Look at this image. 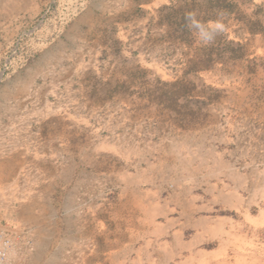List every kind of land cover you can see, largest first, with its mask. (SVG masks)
Here are the masks:
<instances>
[{"label":"rangeland","instance_id":"374dc122","mask_svg":"<svg viewBox=\"0 0 264 264\" xmlns=\"http://www.w3.org/2000/svg\"><path fill=\"white\" fill-rule=\"evenodd\" d=\"M14 1L0 187L46 207L0 204L8 263L264 264V0ZM150 205L170 212L147 224Z\"/></svg>","mask_w":264,"mask_h":264},{"label":"bare ground","instance_id":"6f19581e","mask_svg":"<svg viewBox=\"0 0 264 264\" xmlns=\"http://www.w3.org/2000/svg\"><path fill=\"white\" fill-rule=\"evenodd\" d=\"M14 1V0H13ZM14 2H16V4H17V6H18V2L17 1H14ZM9 67H11V68H13L14 67V58H13V56L12 57H10V65H9ZM3 74L1 73L0 74V79H2L3 78ZM24 84V83H23ZM25 85V84H24ZM19 87V86H18ZM28 87V86H27ZM30 87V86H29ZM28 87V88H29ZM25 88V87H24ZM23 87H22V89H24ZM26 90V89H25ZM50 107V106H49ZM79 118V117H78ZM79 120V119H78ZM84 120V119H83ZM81 122V121H80ZM79 123V122H78ZM89 125V124H88ZM79 126V125H78ZM110 143V142H109ZM101 146H100V149L104 152H106V151H108V152H113V151H115L114 149L116 148H114L113 146H111L110 144H108V143H106V142H104V143H102V144H100ZM117 146V145H116ZM42 149V148H41ZM95 149V148H94ZM38 150V149H37ZM64 150V149H63ZM60 151H62V150H60ZM52 152V151H51ZM53 152H54V150H53ZM14 154V153H13ZM39 154V153H38ZM42 154V153H41ZM94 154V153H93ZM3 155V154H2ZM1 156V155H0ZM8 157H10V155L8 156ZM51 160V159H50ZM9 162V165H11L13 162H15L16 160L13 158V157H11L9 160H8ZM22 161V160H21ZM21 161H19V162H21ZM48 162V161H47ZM55 162V161H54ZM26 163L27 162H23V163H19V167H20V169H22V171L24 170H26V171H28L27 172V174H26V176L27 177H29L28 179H34L33 178V176H32V174L30 173L31 171H30V168L28 169V167L27 166H25L26 165ZM34 163V162H33ZM31 164V163H30ZM41 165V164H40ZM53 165V164H52ZM32 167L34 168V166L32 165ZM46 167V166H45ZM224 167V165L223 164H221V163H219V170L220 169H222ZM6 168V167H5ZM35 168H36V166H35ZM10 169V168H9ZM39 170V169H38ZM8 171V170H7ZM40 172V171H39ZM218 172V171H217ZM48 174V173H47ZM54 174V173H53ZM63 174V173H62ZM25 175V174H24ZM41 175V174H40ZM54 175H56V173L54 174ZM53 175V176H54ZM59 175V174H58ZM60 176H61V174H60ZM64 176V175H63ZM127 176V175H126ZM35 177H37V175L35 176ZM57 177V176H56ZM62 177V176H61ZM235 177V176H234ZM24 178V177H23ZM45 178V177H44ZM48 178V177H47ZM58 178V177H57ZM242 178V177H241ZM126 179H128V180H130V177L128 176ZM243 179V178H242ZM36 181H37V179H36ZM58 181H59V179H58ZM241 181V180H240ZM33 182V181H32ZM35 182V181H34ZM33 182V183H34ZM39 182V181H38ZM55 183V182H54ZM57 183V182H56ZM127 183V182H126ZM244 183V182H243ZM243 183H241V184H243ZM25 184V183H24ZM27 185V184H26ZM51 185H52V183H51ZM28 186V185H27ZM50 186V185H49ZM48 187V186H47ZM21 190V189H20ZM20 190H18L16 187H14V186H12V185H4V186H1L0 187V204H2V206H4L5 208H7V209H9L10 208V204L12 203V202H17V201H19V202H21V203H27V206H25V207H28V209H39V210H44L45 209V207H46V204L44 203V202H42L41 200H42V198L41 197H36V198H38V199H34L35 201H36V203H34V204H32V206H31V204H29L28 205V202H29V194H26V195H24V194H22V192L20 191ZM40 190V189H39ZM23 191V190H22ZM41 192V191H40ZM49 192H50V190H49ZM52 192V191H51ZM35 193V192H34ZM48 193V192H47ZM38 194V193H37ZM137 194V193H136ZM145 194L146 195H142V198H144L145 199V201H148V203L149 204H152V203H154V201H156V199H158V195H160V194H158V193H153V194H150V192L149 193H146L145 192ZM34 195V194H33ZM45 195V194H44ZM239 195L238 194H235V195H232V196H230V197H228L227 199L225 198V201L224 202H226V203H230V204H234V202H237V204H239L238 206H236V207H239L240 205H241V199H239ZM223 198V197H222ZM46 199V198H45ZM159 200V199H158ZM223 200H224V198H223ZM160 203V202H159ZM191 204V207H192V203H190ZM10 211H11V209H9ZM168 209H167V206L165 207V208H157V207H154V206H149V209H148V211H147V221H146V223L147 224H154L155 223V219H156V217L158 218V216H167V213L169 214V212H166ZM22 212V211H21ZM3 215V214H2ZM53 215H54V213H53ZM192 212H191V214L189 215V217H192ZM11 216V215H10ZM146 217V216H145ZM204 223V222H203ZM203 223H201L200 225H198L197 223L196 224H193V226L194 227H197V226H204V224ZM157 226V225H156ZM172 226H173V224H172V222H170L169 224H168V226H165V227H163V226H161V225H158L157 226V228H156V230L154 231L155 232V234H156V236H161V235H163V234H167L169 231L168 230H170L171 228H172ZM152 228V227H151ZM42 230V229H41ZM50 232V231H49ZM56 232V231H55ZM31 233V232H30ZM31 234H33V233H31ZM175 239H176V241L178 242V243H181L182 242V234L180 233V234H175ZM88 238V237H87ZM40 239H42L41 237H39L37 240H36V243L37 244H39L40 243ZM90 239V238H89ZM89 239H88V243H89ZM87 240V239H86ZM85 241V240H84ZM94 242V241H93ZM202 242V239L201 238H199L198 236H196V237H194L188 244H184V246H183V248H185V249H192L194 246H197L198 244H200ZM43 243V242H42ZM70 243V242H69ZM91 243V242H90ZM78 244H80V243H78ZM1 245V244H0ZM4 245H5V247L4 246H1L0 247V264H9L8 263V252H7V243H4ZM48 245V244H47ZM81 245V244H80ZM86 245V244H85ZM70 246H72V245H70ZM83 246V245H82ZM81 246V247H82ZM91 246V245H90ZM50 247V246H49ZM89 247V246H88ZM195 248V247H194ZM45 249V248H44ZM75 249V248H74ZM80 250V249H79ZM76 251V250H75ZM77 252V251H76ZM80 252V251H79ZM43 253H44V250H43ZM78 253V252H77ZM80 253H82V252H80ZM79 253V254H80ZM32 254V253H31ZM30 254V255H31ZM35 254H37V253H35ZM46 254V253H45ZM86 254V253H85ZM201 262L202 263H200V264H205L206 263V258H205V256L207 255L206 253H201ZM32 256V255H31ZM220 255L219 254H216L215 256H213V260H215V261H217L218 260V257H219ZM12 257V256H11ZM42 257V256H41ZM170 257H171V255H170ZM57 259V258H56ZM59 259V258H58ZM31 260H32V258H31ZM65 260V259H64ZM84 260V259H83ZM168 261H169V259H167ZM34 261V260H33ZM39 261V260H38ZM248 261L247 260H240L239 262H237V264H253V263H247ZM33 264H35V263H33ZM38 264V263H37ZM140 264V263H139Z\"/></svg>","mask_w":264,"mask_h":264},{"label":"crops","instance_id":"0c3cea01","mask_svg":"<svg viewBox=\"0 0 264 264\" xmlns=\"http://www.w3.org/2000/svg\"><path fill=\"white\" fill-rule=\"evenodd\" d=\"M190 241H191V240H190ZM190 241H189V242H190ZM189 242H188V243H189ZM188 243H186V244H188ZM198 245H199V244H198ZM198 245H197V246H198ZM197 246H194L195 248L193 247V248L190 249V250L197 249ZM188 250H189V249H188Z\"/></svg>","mask_w":264,"mask_h":264}]
</instances>
